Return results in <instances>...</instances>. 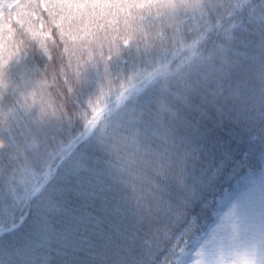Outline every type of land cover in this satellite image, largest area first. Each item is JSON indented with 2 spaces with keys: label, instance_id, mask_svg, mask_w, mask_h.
<instances>
[{
  "label": "snow or ice",
  "instance_id": "6c2138e0",
  "mask_svg": "<svg viewBox=\"0 0 264 264\" xmlns=\"http://www.w3.org/2000/svg\"><path fill=\"white\" fill-rule=\"evenodd\" d=\"M190 110L153 132L161 143H141L124 123L96 138L105 109H93L87 133L33 161L34 183L0 176L11 264H264V141L257 151L223 114Z\"/></svg>",
  "mask_w": 264,
  "mask_h": 264
},
{
  "label": "trees",
  "instance_id": "16d2710c",
  "mask_svg": "<svg viewBox=\"0 0 264 264\" xmlns=\"http://www.w3.org/2000/svg\"><path fill=\"white\" fill-rule=\"evenodd\" d=\"M0 16V38L21 49L14 60L22 63L18 67L3 58L0 70V176L12 163L4 148L7 143L15 146L14 139L24 150L27 142L52 139L54 133L48 128L56 124L54 120L62 119L67 125L74 117L77 125L89 121L82 134L87 133L93 110L83 91L89 97L108 70L123 75L136 62L154 71L115 95L130 93L125 104L118 107L116 99L105 108L96 138L103 125H108L110 134L118 123H124L140 128L135 137L139 142L161 143L153 132L178 118L196 116L190 106L198 105L213 119L223 114L226 130L236 137L249 142L253 135L259 136L254 147L260 150L264 133V0H0ZM77 20L76 32L81 26L83 36L78 37L91 44L93 61H88L87 54L82 70L68 78L64 76L71 69L66 45L74 38L72 24ZM90 25L94 30L88 36ZM126 28L129 37L121 39ZM22 40L25 45L19 47ZM128 40L143 54L139 61L130 60L132 50L123 43ZM169 44L176 56L166 59ZM4 56L0 51V57ZM8 68L21 72L12 77ZM122 84L124 81H118L121 88ZM38 93L49 99L43 111V102L35 101ZM51 105L57 110L54 117ZM21 177L26 173L15 167L12 179L17 189H22ZM147 188L145 182L146 197ZM5 229L6 222L0 223V230ZM0 249V264H11L15 254L5 251L2 244Z\"/></svg>",
  "mask_w": 264,
  "mask_h": 264
},
{
  "label": "rangeland",
  "instance_id": "374dc122",
  "mask_svg": "<svg viewBox=\"0 0 264 264\" xmlns=\"http://www.w3.org/2000/svg\"><path fill=\"white\" fill-rule=\"evenodd\" d=\"M42 4L47 5V3L45 1H43ZM74 17H75V19H78L79 15H75ZM34 20L36 21L37 19H34ZM76 23H78V20L72 24V26L75 28V30H73L75 32L74 38L70 39V45H66V50H67L68 59H69V65H71V69L69 70L68 73L64 74V76L69 75L68 78L74 77L76 70H82V69H80V67L85 62L87 54H89L88 61H93L91 58L92 52H93L91 44L87 43V42H81L80 38H82L83 33L82 34L79 33V32H81V30H80L81 26H77L78 32H76ZM93 30H94L93 25H90L88 27V31H87L88 36L90 35L91 31H93ZM124 31H125V33L122 35L121 39L129 37L127 35L128 29L126 28V29H124ZM130 36H132V35H130ZM119 38L120 37H118V39ZM3 40H4L3 38H0V51H1L2 56H4V55H6V56L0 57V60H4L3 58H6L7 60H13L17 64V66L20 67L22 64L21 60H14V59L18 58L20 48H17V46H15L14 43H12V44L4 43ZM24 43H25L24 40H22V42H19V44H20L19 47ZM123 43L125 45H127V47H129L132 50V55H130V60L139 61L140 60L139 58L143 57V54L136 51L134 46L131 45V40H128L127 42L123 41ZM125 45H123L124 48H125ZM172 47H173L172 44H171V47H170V44H169V48L166 47L168 49L166 51L170 52V55L165 57L166 59L174 58L173 57L174 55L176 56L175 53L171 52ZM7 56H8V58H7ZM125 59H126V62L129 61V60H127V58H125ZM150 60H154V58L151 57ZM122 62H125V61H122ZM22 68H27V67H22ZM129 68L130 69L128 71H126V72L123 71V75H114L113 72H109V70H108L106 72L105 76L102 77L103 79L98 84L99 85L98 89L95 90L94 93H92L89 97H88V94L85 95L84 94L85 91H83L82 96L84 95L85 100L88 103L87 106L90 107L92 110L96 109V108H104V109L108 108L110 106V104L113 103L117 99L118 96H115V95L118 92H121V91L123 92L124 90H127V89L133 87L135 84H137L142 79H144V77H146L150 72L152 73L154 71V69L149 68V65H147V64L145 66H143V64L141 62H140V64H138V62H136L134 64V66L131 65V67H129ZM8 70L10 72L11 69L8 68ZM30 70L32 71L33 74H36L35 70H33V69H30ZM19 72H21V70L17 71L14 68L13 70H11L9 76L14 77ZM80 75H84V73L81 72ZM96 75L98 76L101 74L96 73ZM124 75H126V77L122 78ZM118 77H120V78H118ZM68 78L66 77V79L68 81H70ZM40 79L41 78L38 77V84H39L38 86H40ZM10 80H11V78H10ZM118 81H124V84H122L124 86L123 88H121L120 85H118ZM71 91L74 92V89H71ZM129 95H130V93L127 94V97ZM37 96H38V99H36L35 101H42L44 106H40V107L41 108L45 107L48 104L46 100L49 101V99L40 96V94ZM78 99L79 100L77 101V104H79V102H80V98H78ZM88 99L95 101L96 104H91ZM48 107L49 106H47V108ZM50 110L53 111L52 117H54V114L57 111L56 107L51 105ZM46 115L49 116L48 114H46ZM73 119L74 120L68 119L67 125L64 124L62 119L54 120L56 124H54L53 127H52V124H50V126L48 128V129H51V134L54 133L52 135V139L48 140L46 137H43L42 141L39 142V140H38L37 143L36 142H27L28 140H25L24 142H27V143L25 144L24 150L19 149V143L16 142V139H14L15 146L7 143V145L5 146L4 149L7 152H9V159L12 163L8 164L9 167H7V168L4 167V171H3L2 175L7 176L9 178L11 177V175H13L12 177H14L15 167H18L19 169H21L22 171H24L26 173V177L19 178L20 181L23 183L22 188L26 184L34 183L35 180L37 179V177L35 175V169L33 166V161H36V163L40 162L39 157H40L41 153L43 152V150L50 145L51 146L57 145L62 136H71L74 133L81 135L83 133L84 129L86 128V126L89 124L88 120H83L79 125H77V119L75 117ZM72 123L75 124V127L72 126ZM41 129H43V126L40 127V130ZM42 132H44V131H42ZM261 136L263 138L262 141H264V133L261 134ZM252 137H259V136H257L255 134ZM251 138L249 139V142H252ZM258 140H261V139L259 138L252 143L255 144ZM31 153H34V155ZM12 177L10 178V182H11L12 186H15L16 183L13 181ZM27 177H30L32 179V180L30 179L31 182L26 181ZM1 213H4V215L7 214L5 209H0V214ZM209 222H211V219H209ZM2 248L5 249V251H8V249L6 247H4L3 245H2ZM0 252H1V249H0ZM1 256L2 255H0V257Z\"/></svg>",
  "mask_w": 264,
  "mask_h": 264
}]
</instances>
